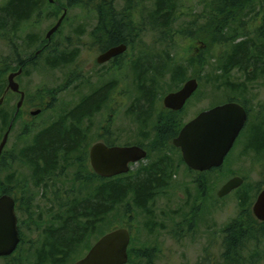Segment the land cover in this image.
<instances>
[{"label":"rangeland","instance_id":"rangeland-1","mask_svg":"<svg viewBox=\"0 0 264 264\" xmlns=\"http://www.w3.org/2000/svg\"><path fill=\"white\" fill-rule=\"evenodd\" d=\"M6 1L0 0V6ZM48 1L46 11L19 25L16 31H0V64L10 66L5 72L0 71V117L6 113L12 118L0 165V195H14L17 206L26 210L16 211L21 242L12 256L0 258V264H35V250L44 245V228L59 225L56 216L66 213L64 204L78 191L96 189V179L86 183L74 180V176L91 174L88 153L98 141L142 145L147 157L131 165L127 175L137 177L161 161L162 176L168 177L169 182L144 210L134 207L128 197L106 215L99 229L86 233L84 245L75 246L70 257L59 264H73L102 234L116 228H127L131 234V258L127 264H219L223 229L244 215L243 211H251L264 187V149L263 153H255L249 147L251 130L257 129L264 137V71L251 81L237 70L226 78L215 68L230 44L209 48L204 37L198 41L159 35L149 15L154 0H138L137 6L133 5L137 16L131 25L127 50L117 60L98 65L95 58L99 49L91 32L97 19L94 6L100 0H84L77 6H68V0ZM112 2L116 13L126 14V0ZM205 2L176 0L173 31L186 26L192 32L202 25L207 14ZM63 8L66 16L48 41L46 33ZM252 10L254 18L243 19L244 31L251 37L259 34L257 44L264 45V22L256 16L259 9ZM49 11L53 14L47 17ZM191 21L195 23L190 26ZM233 31L228 30V40ZM60 55H65L66 61L57 65L55 61L62 59ZM19 61L25 62V66L15 81L24 92V99L16 112L19 95L2 96V90L7 74L17 69ZM191 77L197 78L198 88L182 112L171 118L175 127L202 110L232 100L242 103L249 113L246 127L222 166L203 174L188 169L180 151L171 143L159 148L160 141L155 136L160 120L170 116L163 107V97ZM239 83L241 87H237ZM103 87L107 88L104 99L84 123L87 134L83 147L80 146L84 148V163L79 165L73 160L59 166L51 179L36 184L32 167L22 160L20 151L38 130ZM36 110L39 113L33 115ZM6 130L0 123V141ZM260 139L264 144V138ZM232 176L243 178L242 184L218 197L217 191ZM243 197L247 199L246 206H241ZM241 255L251 264H264V236L247 241Z\"/></svg>","mask_w":264,"mask_h":264},{"label":"trees","instance_id":"trees-1","mask_svg":"<svg viewBox=\"0 0 264 264\" xmlns=\"http://www.w3.org/2000/svg\"><path fill=\"white\" fill-rule=\"evenodd\" d=\"M100 1L97 8L99 23L91 32V36L101 46H109L120 42H128L129 44L130 32L133 29L131 25L135 22L134 16H137L134 14L135 6L133 5L137 6L136 2L138 0H126L128 11L125 15H121L124 18V25L119 24L116 18L118 14L114 13L115 10L113 11V9L115 8L112 3ZM48 2V0H7L5 4L0 6V31H5L4 29L16 31L19 25L32 18L35 19V15L42 10L46 11L45 6L48 5ZM83 2L84 0H68L67 5L77 6L83 4ZM205 3L207 5L205 22L197 29L194 28L196 30L192 32L191 28L186 26L178 31H173L176 0H154L153 9L149 15L152 17L153 25L159 31V35L179 36L182 39L195 38L198 41L204 37L209 48L221 44H230L226 49V53H223L222 59L219 60V66L215 68H219L226 78L235 70L245 75L249 81L253 78L256 79V76H260L261 73L263 74L264 45L263 43L257 44L261 36L255 34L251 37L250 34L245 33L244 28L246 29V26L243 25V19H253L252 9L257 7L259 10L256 16L258 15L261 23H263L264 0H206ZM49 14H53V12L49 11L47 17ZM194 23L195 21H191L189 25L191 26ZM257 27L259 28V25H254L255 29ZM228 30H234L229 40L227 39ZM59 58L62 59L58 61V58H56L55 63L62 65V62L66 61L65 55H60ZM9 68L10 66L5 65V63L0 64L1 72H5ZM241 86V83L237 85V87ZM106 92V90H96L86 96L77 106L69 109L64 116L38 130L32 136L28 146L20 151L22 160L32 167L31 174L35 178L36 184L41 183L42 180L45 182L47 179H51L59 166L64 167L73 160L78 162L79 165L84 163L85 154L82 150L84 148H81L87 134L84 123L86 120L89 121L92 114L98 109ZM171 118L172 116L164 118L156 131V139L161 141L159 142V148L166 146V140H170L177 134ZM0 119L2 127L8 128L12 118L9 119V116L5 113L2 114ZM256 130L253 132L251 130L249 147L255 152H259L261 147L264 146L260 138L264 137ZM104 143L109 146L115 145L108 141ZM159 162L161 161L153 163V166H150L137 177H129L127 172L103 178L95 174L92 169L91 174L87 176L77 173L74 180L76 178L80 182L89 183L91 180L96 179L98 182L96 189L86 192L84 190L78 191L73 199L67 202L68 204H64L67 207L66 213L56 216L59 225L44 228L45 241L43 246L35 250V264H59L66 261L75 246L84 245L82 239L86 233L91 234L99 229L106 215L122 205L128 197H130L131 204L134 207L141 210L146 209L156 196L157 191L169 182L168 177L164 178L162 176L164 168ZM0 165H2V157ZM262 183L264 184V179ZM21 190L25 191V189ZM9 195L15 200L16 211H26L25 208L23 210L21 205L17 206V198L14 195ZM29 200L31 201V199ZM240 202L241 206L247 205L245 197L240 199ZM61 207H63V204H61ZM243 213L244 215H241L240 218L236 217L223 229V248L219 264H251L244 259L241 253L247 241L250 239L255 240L258 235L264 236V222L255 220L256 218L250 209L243 211ZM46 246L48 247L46 248ZM128 254L127 263L130 262L131 258L129 250Z\"/></svg>","mask_w":264,"mask_h":264},{"label":"water","instance_id":"water-1","mask_svg":"<svg viewBox=\"0 0 264 264\" xmlns=\"http://www.w3.org/2000/svg\"><path fill=\"white\" fill-rule=\"evenodd\" d=\"M66 15V9L57 22L47 31L46 39L61 25ZM126 49L124 44L113 47L97 57L98 63L108 61L113 56ZM21 73V68L7 77V87L13 92H20L21 99L17 103L20 107L23 92L15 77ZM196 78H189L176 91L167 93L163 103L167 108L180 109L185 101L197 90ZM39 110L32 112L33 115ZM247 119L246 110L237 102H226L200 112L187 122L173 138V145L180 149L185 164L196 171H207L219 167L231 149L235 139ZM11 128L9 124L0 141V156L7 142ZM146 151L139 146L106 145L102 141L95 142L89 149V163L100 177L109 178L127 173L130 164L146 158ZM243 179L234 176L228 179L217 191L218 197H224L238 188ZM254 217L264 222V188L259 192L252 205ZM130 233L127 228H116L101 235L89 248L87 253L73 264H126L129 258L128 246ZM20 242L18 220L15 212V200L8 194L0 195V257L15 251Z\"/></svg>","mask_w":264,"mask_h":264},{"label":"flooded vegetation","instance_id":"flooded-vegetation-1","mask_svg":"<svg viewBox=\"0 0 264 264\" xmlns=\"http://www.w3.org/2000/svg\"><path fill=\"white\" fill-rule=\"evenodd\" d=\"M102 1H107V2H111L112 3V6H113V2H112V0H102ZM125 1V0H124ZM101 1H99V2H97L96 4H95V6H94V12L96 13V25H95V27H94V29L98 26V23H99V12H98V5H100L99 3H100ZM63 9H66V8H63ZM113 11H114V9H113ZM114 13L117 15V20L119 21V24L120 25H124V18L121 16V15H125L124 13H116L115 11H114ZM94 29H92V31L94 30ZM92 40L95 42V44H96V46L98 47V49H99V54L96 56V58H95V62L99 65H101V64H104V63H107V62H109V61H115V60H117L118 58H120L124 53H125V51L127 50V47H128V42H126V43H123V42H120V43H116V44H113V45H109V46H101L100 44H97V42H96V40L94 39V38H92ZM121 44H124L125 46H126V49L122 52V53H119V54H117V55H115V56H113L112 58H110L108 61H106V62H103V63H98L97 62V57L100 55V54H102V53H104L105 51H107L108 49H110V48H113V47H116V46H119V45H121ZM17 64V63H16ZM24 66H25V62H23V61H19L18 62V67H17V69L16 70H14V71H10L8 74H7V77H8V75L10 74V73H12V72H15V71H17V70H19L20 68H21V73L20 74H22L23 73V69H24ZM19 74V75H20ZM18 75V76H19ZM18 76H16L15 78H17ZM7 77H6V84H5V87L3 88V90H2V96H6L8 93H15V94H18L19 95V100L21 99V94H20V92H13V91H11L10 89H6V87H7ZM191 78H193V77H191ZM17 80V79H16ZM17 82V81H16ZM18 83V82H17ZM19 84V83H18ZM19 90H20V88H19ZM97 90H106L107 91V88L106 87H103V88H101V89H97ZM178 90V89H177ZM21 91V90H20ZM96 91V90H95ZM21 92H23V91H21ZM173 92V91H172ZM196 92V91H195ZM194 92V93H195ZM194 93L185 101V103L183 104V106L180 108V109H178V110H173V109H171V108H167L165 105H164V103H163V99H162V104H163V107L166 109V111H168L169 113H170V116H174V115H176L177 113H180V112H182V110H183V108L185 107V105L189 102V100L191 99V97L194 95ZM164 98V97H163ZM23 99H24V92H23V98H22V101H23ZM18 100V101H19ZM227 102H230V101H227ZM233 102H237V103H239L241 106H243V108L246 110V113H247V119H246V121H245V123H244V126H243V128L241 129V131L239 132V134H238V136H237V138L239 137V135H240V133L243 131V129L246 127V125H247V121H248V115H249V113H248V110H247V108L242 104V103H240V102H238V101H233ZM18 103V102H17ZM22 103V102H21ZM224 103H226V102H224ZM221 104H223V103H221ZM217 105H219V104H217ZM21 106V105H20ZM214 106H216V105H214ZM214 106H212V107H214ZM212 107H209V108H207V109H205V110H208V109H210V108H212ZM20 108V107H19ZM18 108V109H19ZM18 109H17V104H16V112L18 111ZM205 110H202V111H205ZM202 111H200V112H202ZM15 112V113H16ZM199 112V113H200ZM198 113V114H199ZM198 114H196L195 116H197ZM169 116V117H170ZM194 116V117H195ZM169 117H166V118H169ZM193 117V118H194ZM193 118H191V119H193ZM164 119V118H163ZM162 119V120H163ZM190 119V120H191ZM162 120H160V123H161V121ZM190 120H188V121H186L184 124H180L178 127H175V124H173L172 123V125L176 128V130H177V134L179 133V131L181 130V128L187 123V122H189ZM160 126V125H159ZM159 126L157 127V128H159ZM177 134L175 135V136H173L170 140H166V143L165 144H167L168 142L169 143H171V145L174 147V148H176V149H178L179 151H180V149L179 148H177L176 146H174L173 145V138H175L176 136H177ZM250 136H251V134H250ZM237 138L235 139V141H234V143H233V145L235 144V142H236V140H237ZM161 142V141H160ZM132 145H135V146H139V147H141V148H143L145 151H146V153H147V150L142 146V145H140V144H128V145H124V146H132ZM233 145H232V147H231V149L233 148ZM123 146V145H122ZM231 149L229 150V152L231 151ZM4 151V150H3ZM254 151V150H253ZM229 152H228V154H229ZM3 153V152H2ZM180 153H181V151H180ZM255 153H263V147H261V149H260V151L259 152H255ZM227 154V155H228ZM226 155V156H227ZM226 156H225V158H226ZM1 157H2V154H1V156H0V160H1ZM89 157V156H88ZM146 157H147V155H146ZM181 158H182V155H181ZM225 158H224V160H225ZM182 160H183V158H182ZM141 161V160H140ZM139 162V161H138ZM183 162H184V160H183ZM137 163V162H136ZM223 163H224V161H223ZM222 163V164H223ZM133 164H135V163H131L130 164V170H131V165H133ZM184 164H185V162H184ZM222 164H221V166H222ZM186 165V164H185ZM187 166V165H186ZM221 166H219V167H215V168H211L210 170H207V171H196V170H193V169H190L188 166H187V168L188 169H190L191 171H193V172H196V173H199V174H203V173H208V172H210V171H214V170H216V169H218V168H220ZM232 177H234V176H232ZM231 177V178H232ZM239 177V176H238ZM230 179V178H229ZM243 179V178H242ZM264 188V187H263ZM261 190H259V192H260ZM258 192V193H259ZM9 195V194H8ZM15 205H16V203H15ZM252 208V207H251ZM15 212H16V210H15ZM17 215V214H16ZM18 247V246H17ZM17 249V248H16ZM16 249H15V251H16ZM15 251L14 252H12L11 254H9V255H7V256H1L0 258H7V257H10V256H12L14 253H15Z\"/></svg>","mask_w":264,"mask_h":264}]
</instances>
